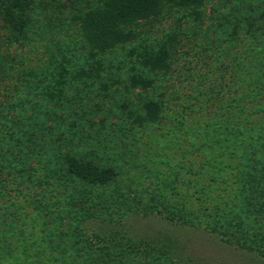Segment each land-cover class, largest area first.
I'll use <instances>...</instances> for the list:
<instances>
[{
    "label": "rangeland",
    "instance_id": "obj_1",
    "mask_svg": "<svg viewBox=\"0 0 264 264\" xmlns=\"http://www.w3.org/2000/svg\"><path fill=\"white\" fill-rule=\"evenodd\" d=\"M263 1L163 0L156 16L130 26L132 40L95 57L66 0H34L23 36L12 34L0 15V264L47 246L52 225L35 214L46 187L36 181L54 152L115 168L111 188L129 195L106 205L105 222L82 223L87 229L124 232L172 252L177 238L201 263L264 264L253 253L167 221L174 215V186L182 193L188 183L191 192L204 172L206 186L223 189L225 172L240 161L233 140V159L228 155L240 125L232 101L239 95L234 65L249 39L232 43L228 12L235 15L240 6L256 11ZM163 45L167 66H144L143 58ZM93 66L98 74L78 77ZM131 78L151 84L133 86ZM149 101L159 104L158 115L142 120Z\"/></svg>",
    "mask_w": 264,
    "mask_h": 264
},
{
    "label": "trees",
    "instance_id": "obj_2",
    "mask_svg": "<svg viewBox=\"0 0 264 264\" xmlns=\"http://www.w3.org/2000/svg\"><path fill=\"white\" fill-rule=\"evenodd\" d=\"M66 1L77 10L75 20L95 57L96 53L132 40L130 26L156 16L163 0ZM197 1L179 0L182 5ZM33 6L34 0H0V15L12 34L23 36L28 31V15ZM231 11L228 13L234 20L227 26L233 30L232 43L239 37L249 39L234 65L239 95L232 101L240 125L238 133L230 139L228 155L233 159V140L240 161L235 166L228 165L231 169L222 178L226 185L223 189L218 187L222 193L203 183L204 172L199 173L198 188L191 187V192L188 183L182 193L174 186V215L170 213L167 221L179 230L201 233L264 260V1L256 11H243L241 6L240 10L236 7L235 15ZM167 54L163 45L156 55H146L142 63L151 69L165 68ZM92 72L98 74V69L93 66L88 71L81 70L78 77L90 76ZM131 84L146 87L151 83L131 78ZM143 109L142 120L152 121L158 115L159 104L149 101ZM40 169L42 174L36 182L46 188L36 200L35 214L42 224L52 225L48 237L43 239L47 246L35 249L34 255L23 250L14 264H210L201 263L177 238L172 252L124 232L99 234L82 224L96 218L105 222L109 218L103 212L106 205L129 198L124 190L111 188L118 181L115 168L72 152H54ZM187 171L198 174L190 168ZM174 175L178 176L176 170ZM61 225L65 232L59 229ZM48 247L50 251L43 259Z\"/></svg>",
    "mask_w": 264,
    "mask_h": 264
}]
</instances>
